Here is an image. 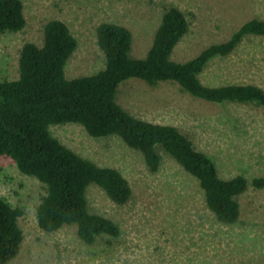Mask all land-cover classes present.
I'll return each mask as SVG.
<instances>
[{"label": "rangeland", "instance_id": "rangeland-1", "mask_svg": "<svg viewBox=\"0 0 264 264\" xmlns=\"http://www.w3.org/2000/svg\"><path fill=\"white\" fill-rule=\"evenodd\" d=\"M23 28L0 35V81L17 78V59L25 43L39 47L43 26L50 20L66 25L76 41L64 68L72 79L103 69L95 28L112 23L131 35L129 56L142 59L160 16L178 9L187 23L185 35L170 54L182 63L204 48L223 43L244 22L264 21V0H19ZM207 87L253 85L264 92V36L244 37L227 56L206 63L198 75ZM114 101L134 118L169 125L209 157L217 176L236 175L247 182L264 177V110L251 104L207 103L182 92L172 82L148 86L138 79L118 85ZM61 145L98 167L119 172L130 195L123 205L112 203L94 184L85 190L87 211L111 220L115 238L100 235L90 245L76 236L73 225L43 233L35 208L44 186L22 175L0 157V199L21 215V242L6 264H264V191L250 186L235 197L238 219L221 224L206 209L197 181L155 146L159 165L149 172L136 150L109 135L89 137L76 124L50 126Z\"/></svg>", "mask_w": 264, "mask_h": 264}, {"label": "trees", "instance_id": "trees-1", "mask_svg": "<svg viewBox=\"0 0 264 264\" xmlns=\"http://www.w3.org/2000/svg\"><path fill=\"white\" fill-rule=\"evenodd\" d=\"M23 26L21 2L0 0V35L18 32ZM186 31L183 14L168 7L160 16L144 57L133 59L129 56V31L101 23L95 28V43L104 58L103 69L72 79L65 78L64 68L76 41L64 23L48 21L39 47L31 43L21 46L17 78L0 81V157L8 158L20 174L44 186L45 195L35 208L40 231L52 233L73 225L77 238L85 245L100 235L115 238L119 230L111 220L88 213L85 190L94 184L116 205H123L130 195L118 171L98 167L54 139L48 128L55 125H79L92 138L114 135L140 153L149 172L158 168V146L197 181L206 209L221 224L237 221L239 211L234 198L248 186L264 191L261 176L249 182L241 175L220 179L212 160L195 151L176 128L134 118L114 101L118 85L138 79L148 86L172 82L182 92L207 103L251 104L264 110V92L256 86L207 87L197 78L206 63L230 54L244 37L264 36V21H246L227 41L212 44L185 62L171 61L170 54ZM20 215L21 210L10 208L0 199V264L17 255L22 239L17 226Z\"/></svg>", "mask_w": 264, "mask_h": 264}]
</instances>
